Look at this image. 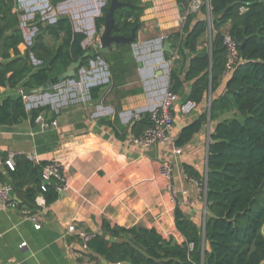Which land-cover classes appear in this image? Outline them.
I'll use <instances>...</instances> for the list:
<instances>
[{
    "label": "crops",
    "instance_id": "1",
    "mask_svg": "<svg viewBox=\"0 0 264 264\" xmlns=\"http://www.w3.org/2000/svg\"><path fill=\"white\" fill-rule=\"evenodd\" d=\"M49 2L59 10L58 14L55 10L57 17H69L75 31L87 35L84 47L96 52L104 27L98 34L95 20L103 15L107 0H68L57 6ZM137 2L144 13L136 41L129 44L128 66L118 79L104 59L109 48L100 45L102 57L83 66L57 94L51 93L55 87L43 93V104L35 100L38 95L24 97L23 87L0 88V100L23 96L28 109L51 106V111L35 123L27 120L0 126V184L12 183V170L6 165L12 156L14 163L15 156L32 157L36 163L59 162L68 181L63 196L50 205L42 195L30 204L26 189L13 187L11 196L17 208L0 204V264H110L91 249L85 251L82 241L69 233L70 227L101 236L110 235L105 226L137 229L142 225L143 229H156L166 239L182 242L176 226L177 208L187 219L204 225L205 200L199 199L185 166L206 179L210 134L217 122H208L181 147L180 155L175 154V147L182 130L209 111L212 95L208 102L184 115L180 107L191 91V83H187L173 111L174 141L151 147L132 144L134 137L143 134L137 123L154 113L169 90L173 62L167 61L165 54L173 53L169 37L182 27L178 0ZM31 39L26 35L27 42L20 46L22 54ZM96 86H102V90L92 99L89 89ZM53 113L57 114L56 125L49 122ZM167 162L173 166L170 180L161 176L162 165ZM188 197L196 201L195 206L181 204ZM38 224L40 229L36 228Z\"/></svg>",
    "mask_w": 264,
    "mask_h": 264
},
{
    "label": "trees",
    "instance_id": "2",
    "mask_svg": "<svg viewBox=\"0 0 264 264\" xmlns=\"http://www.w3.org/2000/svg\"><path fill=\"white\" fill-rule=\"evenodd\" d=\"M65 1L52 0V4ZM111 1L107 0L103 15L95 20L98 34ZM119 1L132 6L116 11L118 29L114 34L128 37L140 24L144 7L137 0ZM188 1L178 0L182 9ZM25 15L18 0H0V88L40 89L73 63L81 61L82 68L102 57L100 51L84 47L87 35L76 32L66 16L57 17L53 23L40 17L31 21L37 31L22 54ZM226 36L237 44L239 57L228 77ZM169 38L173 43V53L165 54V59L173 62L169 91L182 96L186 84L191 83L187 100L197 105L208 102L212 95L209 111L186 126L176 141V146L182 147L208 122H217L208 147L207 220L201 225L177 208L176 226L184 238L182 242L173 237L166 239L156 229L105 226L112 237L125 242L111 243L97 235L89 247L110 264H264V0H209V7L189 14L181 29ZM130 53L128 44L113 45L104 56L115 80L128 66ZM101 90L102 86L90 88L92 99ZM50 111V105L28 109L23 96L8 97L0 100V126H15L27 120L35 123ZM152 116L146 114L137 123L142 133L152 127ZM56 118L53 113L49 122ZM46 164L15 156V169L10 171L12 185L26 189L30 204L40 195L47 205L60 197L56 181L43 183ZM185 170L190 177L203 180L191 166L186 165Z\"/></svg>",
    "mask_w": 264,
    "mask_h": 264
},
{
    "label": "built area",
    "instance_id": "3",
    "mask_svg": "<svg viewBox=\"0 0 264 264\" xmlns=\"http://www.w3.org/2000/svg\"><path fill=\"white\" fill-rule=\"evenodd\" d=\"M205 5L209 7V0H189L187 6L183 8L180 13L181 24H183L187 20L189 14L198 13ZM224 43L228 49V63L225 71V76L228 77L238 62V58H239L238 47L230 36L225 37ZM175 58H177L176 54L174 55V59ZM179 100L180 98L176 93L170 92L168 90L165 94L162 103L153 113L152 127L145 130V132L142 135L138 137H134L132 139V144L141 147H151L158 144L172 143L174 141L171 135V129L174 123L173 111L175 105L179 102ZM197 106L198 105L195 102L191 100H185L181 104L180 109L184 115H189L197 108ZM51 124L56 125V121L52 122ZM182 151L183 150L181 147L178 146L175 147V154L180 155ZM29 160L32 162L34 161L32 157ZM6 165L12 171L15 169L13 156L6 161ZM172 174H173L172 163L171 162L164 163L161 168V176L167 180H170L172 178ZM42 179L43 182L56 181L58 185V189L60 191H64L68 188V181L63 173L62 165L59 162L47 163L42 170ZM188 179L195 186L199 199L205 200V204H206L207 186L205 179L198 180L193 177H189ZM170 189L172 190V192H175V190L172 187H170ZM12 190H13L12 183L5 182L0 184V204L3 207L13 208V209L17 208L18 203L11 196ZM187 193L188 192L185 191L183 195L187 197L188 195ZM195 203L196 201L190 199L189 197L186 201L181 202V204H185L192 207L195 206ZM36 228L40 229L41 225L38 224ZM69 233L76 235L82 241L83 249L85 251L90 250L89 244L97 236L92 233L79 232L74 227H70ZM23 245L25 246L26 244Z\"/></svg>",
    "mask_w": 264,
    "mask_h": 264
},
{
    "label": "water",
    "instance_id": "4",
    "mask_svg": "<svg viewBox=\"0 0 264 264\" xmlns=\"http://www.w3.org/2000/svg\"><path fill=\"white\" fill-rule=\"evenodd\" d=\"M132 6L130 3H124L120 2L119 0H112L111 5L108 8L106 14H105V23H104V30L100 36V44L101 47L104 49L111 48L114 44L115 45H126V44H132L136 41V35L137 32L140 28V24H137L133 30L131 36H123L119 34H114V32L118 29L117 23H116V18L115 14L117 10L126 8ZM168 50V49H167ZM170 52V50H168ZM88 56V53L86 54ZM53 62V59L48 61L46 63L47 67H50L51 63ZM81 68V61L73 63L66 72H64L61 75H58L54 78H52L45 86H43L40 89H29V88H24L22 91V94L24 97H33L37 96L41 93H45L48 90L52 89L53 87H56L60 85L61 83L71 80L76 76V70ZM208 173V172H207ZM64 192H60V195L63 196ZM207 220V219H206ZM140 229H143L142 225L137 226V230L139 231ZM101 237L104 238L105 240L111 242V243H124L125 240L117 239L114 238L110 235L106 234H101Z\"/></svg>",
    "mask_w": 264,
    "mask_h": 264
},
{
    "label": "rangeland",
    "instance_id": "5",
    "mask_svg": "<svg viewBox=\"0 0 264 264\" xmlns=\"http://www.w3.org/2000/svg\"><path fill=\"white\" fill-rule=\"evenodd\" d=\"M18 3H19L20 9L24 10L26 13V15L22 18V28H23L24 32L26 33L25 38H26V35L28 37L31 36V38H32L31 41L29 40L28 42H32V40L36 34V31H37L35 25L30 24L31 21L40 17L42 20H46L48 23H53V22H55L56 17H57L56 12H57V14L59 13L58 12L59 10H57L51 6L49 0H18ZM106 5H107V2L105 4V6ZM55 10H56V12H55ZM46 39L49 43L51 42L53 44V40L50 37H47ZM25 42H27V40ZM100 45H97V48H98L97 51L98 52L100 51ZM64 86H65V82H63L60 85L53 88L51 93L53 95L57 94L59 92V90H61V88L62 89L64 88ZM43 96H44L43 93H41L40 95H38V98L35 99V100H39L38 104L45 103V97H43ZM28 104L29 103H27V105Z\"/></svg>",
    "mask_w": 264,
    "mask_h": 264
}]
</instances>
